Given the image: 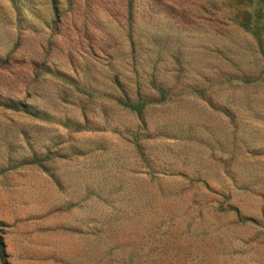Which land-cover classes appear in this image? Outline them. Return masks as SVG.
Masks as SVG:
<instances>
[{"label": "rangeland", "instance_id": "1", "mask_svg": "<svg viewBox=\"0 0 264 264\" xmlns=\"http://www.w3.org/2000/svg\"><path fill=\"white\" fill-rule=\"evenodd\" d=\"M0 244L264 264V0H0Z\"/></svg>", "mask_w": 264, "mask_h": 264}, {"label": "trees", "instance_id": "2", "mask_svg": "<svg viewBox=\"0 0 264 264\" xmlns=\"http://www.w3.org/2000/svg\"><path fill=\"white\" fill-rule=\"evenodd\" d=\"M160 92H162V91L160 90ZM146 104H147V101H141V100H138L136 102H130L127 100V101L123 102L124 106L128 107L132 111H135L136 113H139ZM4 106L7 108L14 109V110H22L25 108V106L21 103L13 104L10 102H6ZM0 250H1V252L3 251V245L2 244H0Z\"/></svg>", "mask_w": 264, "mask_h": 264}]
</instances>
